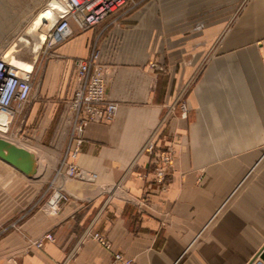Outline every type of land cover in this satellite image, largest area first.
<instances>
[{
    "label": "crops",
    "instance_id": "obj_1",
    "mask_svg": "<svg viewBox=\"0 0 264 264\" xmlns=\"http://www.w3.org/2000/svg\"><path fill=\"white\" fill-rule=\"evenodd\" d=\"M135 2L89 30L72 22L22 113L3 112L0 132L22 134L39 167L1 161L0 214L28 217L0 231V264H264V0ZM95 51L118 110L79 145L74 63Z\"/></svg>",
    "mask_w": 264,
    "mask_h": 264
},
{
    "label": "built area",
    "instance_id": "obj_2",
    "mask_svg": "<svg viewBox=\"0 0 264 264\" xmlns=\"http://www.w3.org/2000/svg\"><path fill=\"white\" fill-rule=\"evenodd\" d=\"M65 7L64 14L55 13V19L46 27L45 53L66 42L74 34L71 23L75 22L81 30H89L104 22L109 16L120 12L128 6L136 5L135 0H61ZM77 83L74 89L69 111L75 117V131L79 136V145L85 128L91 122L112 123L116 117L118 105L107 99V72L100 64L99 51L93 52L88 60H77L75 63ZM34 90L33 70L31 72L10 64L6 57H0V115L5 112L12 119L21 114L32 97ZM184 110L186 108L184 107ZM12 121V120H11ZM10 122L8 125L11 124ZM1 122V121H0ZM78 151L71 155L75 159ZM162 165L157 169L160 181L165 178L166 169L173 161L172 152L161 156ZM65 174L74 178L79 175L73 162H68ZM65 200L62 195L51 199L48 210L59 212V203ZM46 239L51 240L50 236ZM95 239L105 247L108 242L96 235ZM42 247L43 241L35 242ZM110 264H137L127 260L121 254H115Z\"/></svg>",
    "mask_w": 264,
    "mask_h": 264
},
{
    "label": "rangeland",
    "instance_id": "obj_3",
    "mask_svg": "<svg viewBox=\"0 0 264 264\" xmlns=\"http://www.w3.org/2000/svg\"><path fill=\"white\" fill-rule=\"evenodd\" d=\"M64 8L61 0H0V57H6L10 64L19 68H22L24 64L33 68V82L36 81L35 84H37V77L40 75L41 69L50 62L53 54L50 50L45 53V46L43 45L47 36L46 26L50 23L49 19L52 22L55 19V13ZM40 34H43L42 38L39 37ZM38 38L41 40L33 45ZM32 45L39 50L38 55L32 54ZM181 105L182 109L186 106L185 103H181ZM2 115L5 114L2 113ZM0 131L6 132L3 129ZM24 145H28V143L22 134L15 136L12 133L3 134L0 132V173L1 168L5 167L1 161L8 163L3 159V156L10 155L13 149L26 150ZM31 154L35 161L33 164L35 172L32 174L34 176L38 173L39 163L36 156ZM16 159L22 169L32 168L33 161L30 157L20 155ZM30 170L29 172H31ZM54 176L55 173L49 183L46 184L45 190L52 183ZM10 185L12 183L0 182V193H7ZM5 202H7L6 199H0V207ZM27 217L0 214V231L7 229L8 226L20 225Z\"/></svg>",
    "mask_w": 264,
    "mask_h": 264
},
{
    "label": "water",
    "instance_id": "obj_4",
    "mask_svg": "<svg viewBox=\"0 0 264 264\" xmlns=\"http://www.w3.org/2000/svg\"><path fill=\"white\" fill-rule=\"evenodd\" d=\"M24 156V157H30L31 159H32V161H33V163H32V168H30L31 170V174H33L34 172H35V170H34V166H33V164H34V156L31 154V153H29V152H27L26 150H21V149H18V150H12V153L10 154V155H4L3 156V159L4 160H6L8 163H10V164H13V165H15L18 169H20V170H23L19 165H18V161H17V159L16 158H18L19 156ZM260 259H261V261L264 263V249L261 251V253L259 254V256H258Z\"/></svg>",
    "mask_w": 264,
    "mask_h": 264
},
{
    "label": "bare ground",
    "instance_id": "obj_5",
    "mask_svg": "<svg viewBox=\"0 0 264 264\" xmlns=\"http://www.w3.org/2000/svg\"><path fill=\"white\" fill-rule=\"evenodd\" d=\"M66 12V10H65V8L63 9V10H59L58 11V13H61V14H64ZM39 18V17H38ZM40 19V18H39ZM43 21V20H42ZM49 22H51L50 21V19H49ZM37 32V31H36ZM42 35L43 34H40L39 35V37H41L42 38ZM41 38H38V42L41 40ZM17 68H19L18 66H17ZM20 69H22V70H26V71H29V72H31L32 71V69H30L29 67H27L25 64L23 65V67L22 68H20ZM5 114V113H4ZM1 115H2V113H1ZM1 115H0V118H1V123H0V129L2 130H5L6 132L8 131V125H7V123H6V114L5 115H2V117H1ZM8 119V118H7ZM8 121V120H7Z\"/></svg>",
    "mask_w": 264,
    "mask_h": 264
}]
</instances>
